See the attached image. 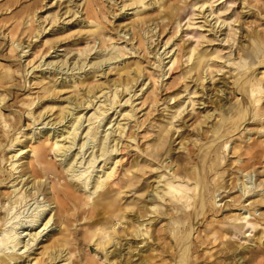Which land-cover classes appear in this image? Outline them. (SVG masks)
<instances>
[{"label": "bare ground", "instance_id": "6f19581e", "mask_svg": "<svg viewBox=\"0 0 264 264\" xmlns=\"http://www.w3.org/2000/svg\"><path fill=\"white\" fill-rule=\"evenodd\" d=\"M73 1H65L68 6L64 7V12L59 15L53 13L47 19L51 23L50 31H48L51 32L54 26L60 28L56 23L61 16L70 14V17H75L80 14L79 17H83L81 23L85 24L82 32L87 38H92V42L96 39L99 40L100 47L98 46V50H108L114 44V40L112 39L109 44L103 41L104 31H108L104 20H108L111 14L106 10L107 6L105 9L99 0H78L76 4ZM111 1H113L111 4L118 6V11H123L120 17L128 16L127 11L129 10L133 11L131 13L132 21L124 26L128 27L127 30L123 31L124 27H122L113 28V31H116L119 37L120 33H122V37H125L128 35L127 32L131 30L132 34L128 41L133 42L135 40L136 49L145 46L144 38L139 30L136 31L137 27L157 20L167 19L168 22L175 20V0H120L118 4L116 0ZM254 1L258 2L257 0ZM241 2L243 9H250L255 6L251 0H241ZM204 5L205 3L200 7ZM262 6L264 8V1H262ZM152 7H155V12L148 11ZM37 9L34 6L33 9L30 8L31 11L20 10L18 13H13L9 18L15 20V23L13 26L10 25L5 30H8L7 33L3 35L8 39L9 52L16 53L17 57L19 53H25V48L30 47L29 44L24 47L25 42L23 43L19 37L30 31L32 24L37 21L34 20ZM258 12L264 18V12L260 9ZM21 15L24 16L20 17ZM111 15L114 18L117 14L112 13ZM7 23L5 21V24ZM46 27L42 23L39 24L37 34L34 36L31 34L27 36V39H30L31 42L33 37L37 38L42 35L46 31ZM19 28L21 32L18 33ZM263 35L264 31L245 32L247 41L245 45H239L238 52L240 55L231 61L226 60L228 65L235 67L233 71H236V76L233 77V87L234 92L241 96V100L236 98L232 102H228L227 106L224 105V108L222 105H215L213 113L218 111L217 120L206 131L207 134L210 133L208 141L199 147V153L193 155L189 152L185 158H182V161L169 154L171 151L172 120L176 118V114L180 115L181 105L173 107L176 110L172 115L166 117L168 122L158 128L151 140L152 142L147 145L149 155L143 152L144 157L150 158L151 161H157L163 155L165 159L161 160V164L170 159L169 162L161 165L162 168L168 170L167 176L160 174L159 180L155 183L156 186L150 190V198L147 199L145 196L147 190H143L134 199L130 208L118 204L109 193L115 184L117 165L121 162V159H118L116 155L121 151L118 148L121 138L124 137L130 143L138 144L136 135L133 133L128 135L124 132L126 124L121 123V121L130 122L134 119L137 121L138 129L142 126L135 114L137 109L132 106L133 97L137 96L133 88L136 87L139 79L144 77L140 63L135 62L132 69L128 64L117 67L114 74L117 79L109 80L107 77L103 84H93L94 78L108 75L102 70L98 71L99 66L90 67L92 72L88 73L91 75L89 78H74V81H70L68 86H65L64 83L57 88L51 82L44 83L42 78L36 79L41 94L29 92L30 80L25 81L24 87L23 85L18 87L11 84L14 81L16 71H11L6 66L1 67L0 264H11L23 256L25 258L31 257L27 264H78L75 256L76 251L72 247L75 242L74 237H72L74 225L71 224L81 221L85 223L82 227L86 228L88 252L89 243H92L91 245L96 247L97 253L94 256L102 255L104 264H165L167 259V264H203V260L199 256L200 252L205 250L209 243L217 241L218 238L221 239L225 230L226 232L231 231L233 236L242 231L244 234L254 233L252 242L255 241L258 247H263L264 226L258 229L261 226L260 220L254 218L251 220L250 211L256 206L264 204L263 195H260L264 189V181H260L258 185L260 189L255 193V196L260 198L249 202L248 209L245 203L252 199L249 195L251 190L244 185L242 179L250 175L251 171L255 176L261 177L262 175L254 167L262 163L261 158L264 156V133L261 131L264 124L259 126V131L263 134L260 136V139L263 137L260 142L247 143V135H241L242 130L239 131L240 127L248 120L260 122L264 118L263 72H260V77L255 74L258 70L257 67L264 66ZM231 41L234 44L235 41ZM169 42H166L164 46L168 45ZM56 43L57 40L44 41L43 55L54 49ZM18 48H20L19 53H17ZM168 54L169 52L165 53V56ZM212 57L217 60L223 59L217 53L211 54L192 48L187 56V62H190V65L187 66V74L194 73L199 81L207 79L209 74L203 75V70L206 67L207 69L210 68L207 66V62ZM164 59H169L166 65L171 64L173 66L178 62V57L174 54ZM72 71L74 70L72 69ZM220 71L219 69L218 72ZM24 72L25 77L30 73L26 69ZM21 88L23 90L29 88L25 96L27 99L22 102L25 107L24 111H16L17 115L10 111L8 115H4L2 111L9 107L6 103V97L11 95L9 91ZM149 89L150 87L147 86L144 91L146 97L142 95L145 103L150 100L152 102L151 95L154 93L153 90L148 92ZM66 92H76V94L59 101V95ZM194 94L192 93V95ZM125 96L128 97L125 99ZM193 102L192 100V105ZM124 105L126 107L120 109L114 119V124L109 128L111 131L98 137L100 126L105 119L106 124L107 121H109V125L112 123L109 120V111H117V108ZM85 110L86 113H83ZM210 116L212 115L206 116L205 119ZM51 117L53 118L46 121ZM119 117H121L120 120H118ZM22 119L30 122L25 128L33 125V133L30 134L29 130L25 131L20 126ZM84 123L87 125L84 126ZM38 126H49L45 130H52V135L48 132H41L43 128L37 129ZM52 126L54 127L51 129ZM57 126L63 129L58 131L59 127L57 128ZM9 130L14 131L11 137L7 136L6 139H3ZM80 141L82 143L79 144ZM230 141L232 144L229 149ZM86 146L89 147L87 150H91L87 157L89 160H86L84 164L78 163L79 166H83L77 169L75 167L77 165L76 158L79 154L86 153L87 150L83 152ZM74 147H78L76 149L78 152L75 155H68ZM225 152L232 156L228 163H225ZM50 153L63 158V162H66L65 167H63L64 171H59L55 164L49 165L47 163L46 159ZM243 159H246V163L237 165L244 163ZM137 161L132 169L140 170L141 163ZM145 166L154 169L153 164L146 163ZM66 177L70 179L63 182L64 184L58 183L65 180ZM226 178L229 179L225 180ZM48 179L51 180L47 183ZM229 180H234V184L230 182L232 186H229ZM159 184L161 187L158 186ZM233 190H236V193L239 192L236 197L230 199L233 210H236L237 214L219 218L216 212H221L225 203L218 207L215 202V195L218 194L217 196L222 197L219 200L221 202L230 198ZM40 197L42 199L39 201ZM244 197H246L245 200ZM30 202L33 203L28 207V210L34 204L35 207L27 217L28 220L21 221L20 215L22 213L18 212ZM225 208L229 209L230 207L226 205ZM244 209L247 210L242 212ZM209 212L212 214L210 219H208ZM99 214L101 217L96 219ZM77 217H80V220H77ZM181 217L188 221L183 230V226L179 223ZM163 218L167 219L165 224H162ZM157 221L161 223L159 228H155ZM205 223L206 225L202 226ZM37 224H39L38 227H36ZM19 230L21 231L19 232ZM128 236L132 237L133 244L128 247L127 253L123 254L120 244ZM25 237H29V239L26 241L24 240ZM194 240L198 247L193 243ZM39 245L41 251L35 255V251L32 250ZM111 248L113 249L110 250ZM242 249H248V247L243 246ZM30 251L32 253H29ZM193 253H195L194 256ZM261 253L264 254V248ZM236 257V262L243 264L239 255ZM79 262L82 261L79 260Z\"/></svg>", "mask_w": 264, "mask_h": 264}, {"label": "rangeland", "instance_id": "374dc122", "mask_svg": "<svg viewBox=\"0 0 264 264\" xmlns=\"http://www.w3.org/2000/svg\"><path fill=\"white\" fill-rule=\"evenodd\" d=\"M65 1L67 0H0V68L6 66L9 67L11 71H16L14 73V81L11 84L18 87L23 85L24 87L25 81L30 80L29 92L31 94H41V90L39 89L37 84L38 81L36 79L42 78L44 83L51 82V84H54L57 88L61 87L64 83L66 84L65 86H68V83H70V81L73 82L74 78H89L91 75H88V73L90 74L92 72L90 67L99 66L98 71L102 70V72L108 75H106V77L103 75L94 78L93 84H103L107 77L109 80L117 79V77L114 76L117 67H120L123 64H128L132 69L135 62L140 63L143 68L144 77L139 79L138 84L133 88V91H135L137 96L133 97L134 103L132 106H135L137 109L135 110V114L138 118V122L141 123L142 126L138 129L137 121L134 119L130 120V122L125 120L121 121V123L126 124L124 132L128 133V135L130 133L136 135V142L138 144L136 145L135 143H130L128 139H124V137L121 138L118 144V148H120L121 151L116 154L118 159H121V162L117 165L118 169L115 175V184L109 193V195L115 199L118 204L130 208L134 199L143 190H147L145 196L149 199L151 188H154L156 186L155 183L159 180L158 176L160 174L166 175L168 173V170L162 168L161 165L169 162L170 159L165 160L164 163L161 164V160L165 159L163 155L157 161H151L150 158L146 159V157H144L145 155L143 152L146 153V155H149L147 145L152 142L151 140L155 136L158 128L168 122L166 117L173 114L176 110L173 108L175 105H181V107L179 109L180 115L176 114V118L172 120L173 127L171 129L172 135L170 137L171 151L169 154L172 157H176L179 161H182V158H185L189 152L193 155L199 153V147L208 141L210 133L207 134L206 131L209 129L211 124L215 123L217 120L216 114L218 111L213 113L215 105H222L224 108V105L227 106L228 102H232L236 98L239 101L241 100V96L234 92L233 87V77L236 76V71H233L235 67L228 65L226 60L229 59L231 61L240 55V52H238L239 45H245L247 41L245 38V32L264 31V18H262L258 12L259 9L264 12V8L262 6V1L264 0H257L258 2L251 0L255 6L250 9H243L241 0H175L174 5L176 8V16L174 22H168L167 19L157 20L153 23H147L146 25L137 27L136 31L139 30L145 41V46L139 49H136L137 46L134 45L135 40L133 42L128 41V38H130L132 34L131 30L127 32L128 35L125 37H122V33H120L119 37L116 34V31H113V28H122L128 25L133 19L131 17V13L133 11L129 10L127 11L128 16L120 17V15L123 14V11H118V6L111 4L113 1L99 0V3H101L105 9L107 6L106 10H108V12L111 14H117L114 18H112V15L110 14L108 20H104L108 31H104L105 34L103 36V41L109 44L112 39L114 40V44H112L106 51L98 50V46L100 47L98 39L92 42V38H87L85 33L82 32L85 28V24L81 23L83 17H79L80 14L75 17H70V14L61 16L59 21L56 23L60 28L54 26L53 30L49 32L51 23L50 21H47V19H49L53 13H55V15L56 13L58 15L62 14L65 10L64 7L67 5ZM73 2L76 4L78 0ZM119 2L120 0H116L117 4ZM203 3H205V5L200 7ZM34 6L38 8L34 18V20L37 21L32 24L30 31H27L24 35H20L19 37L23 43L25 42L23 44L24 47H26L27 44H29L30 47L25 48V53L22 54L19 53L20 48H18L19 50L17 49V53L19 54L17 57L16 53L9 52V42L7 37L3 34H6L8 30H5L10 25L13 26L15 23V20L9 19L13 13H18L20 10L31 11L30 8L33 9ZM8 7L10 8L8 9ZM154 8L155 7H152L148 11L155 12L156 9ZM23 16L24 15H21L20 17ZM5 21L8 23L5 24ZM41 23L43 26H47L46 31L37 38L33 37L30 42V39L28 40L27 36L31 34L34 36V34H37V29ZM127 28L128 27H124L123 31H126ZM19 31L21 32L20 28L17 32L19 33ZM46 40H57V43L55 44L54 49L50 50L46 55H43L45 49L43 43ZM231 40L235 41L234 44ZM166 42H169V44L164 46ZM192 48H197L198 50L206 51L211 54L217 53L223 58L222 60H217L212 57L207 62V66L210 68L207 69L206 67L203 70V75H209L207 76V79H203L204 81L197 80L194 73L189 75L187 74V66L190 65V62H187V56ZM167 52H169V54L165 56V53ZM172 54L178 57V62L173 66H171V64L166 65L169 59L164 58L171 56ZM41 55L42 57H40ZM109 57L115 58L110 61ZM24 69L30 72L27 77H25L26 74ZM72 69L74 71H72ZM219 69L221 70L220 72H218ZM257 69L258 70L255 74L260 77V72H263L264 78V66L260 65ZM147 86L150 87L148 92L153 90L154 95H151L152 102H150L151 100L148 98L150 101L145 103L143 102L144 99H142V95L146 97L144 91L147 89ZM29 88H25V90L21 88L19 90L14 89V91H9L11 92V95L6 97V103L9 107L8 109L3 110L2 113L4 115H8V113L12 111V113L15 112L14 114L17 115L16 111L23 112L25 107L22 102L27 99L25 96ZM140 89H142L143 93ZM65 90L68 91V89ZM192 93L195 94L192 95ZM75 94L76 92L62 93L59 95L58 100L62 101L64 99H68L71 95L74 96ZM127 97L125 96V99ZM192 100L194 101L193 105ZM101 101H103V99H101ZM262 103L264 108V100ZM125 107L126 105L121 108H117V111H109L108 116H110L109 120L112 123L109 125V121H107L106 124L105 119L100 126L98 137L111 131L109 128H111L114 124V119L117 117L118 112L120 109ZM83 113H86V110ZM208 115L212 116L205 119ZM52 118L53 117L47 119L46 121ZM120 119L121 117H119L118 120ZM20 124L25 131L29 130L30 134L33 133V125L25 128V126L30 124V122L22 119ZM262 124H264V118H262V121L260 122L248 120L240 127L239 131L242 130L241 135H247V143L254 141L260 142L263 140V137L260 139V136L263 134L259 131V126ZM85 125L87 124L84 123V126ZM53 127L54 126H52L51 129ZM58 127V131L63 129L60 126H57V128ZM36 128H43L41 132L43 131L44 133L48 132V134L50 133L51 135L53 133L52 130V132L50 130H45L48 129L49 126H38ZM263 129L261 131L264 133ZM13 132L14 131L9 130V133L5 134L3 139H6L7 136L11 137ZM83 137L84 136L82 135V138ZM80 143H82V141H80L79 144ZM231 144L232 142L230 141L228 144L229 149ZM87 147L88 146L85 147L83 152L89 148ZM77 148L78 147H74L68 155H75L78 152V150H76ZM90 153L91 150H87L86 153H83L85 154L84 156H82L83 154H79L77 156V165L75 166L77 169L78 167L80 169V167L83 166H79L78 163L82 162L81 164H84L86 160H89L87 157ZM224 158L225 163H228V160H231L232 156L231 154H228V152H225ZM46 160L49 165L55 164L58 166L59 171H64L63 167H65L64 165H66V162H63V158L56 157L55 154L53 155V153H50ZM136 161L141 163L140 170L132 169V166L136 163ZM144 162L153 164L154 169L145 166L146 163ZM243 162L244 163L237 165L245 164L246 159H243ZM261 162L262 163L260 165H256L254 167L257 172H261V177L255 176V174L251 171L250 175H247L242 179L244 185L251 190L249 195H251L250 198L252 199L245 203V205L248 206L246 207L248 209L249 202L260 198L256 197L255 193L260 189V186H258L260 181H264V156H262ZM76 168L74 169L77 170ZM67 179L69 180L70 178L66 177L65 180H61L58 183L64 184L63 182L68 181ZM228 179L226 178L225 180ZM50 180L51 179H48L47 183L50 182ZM230 182H233L234 184V180H229V186H232ZM158 186L161 187V184ZM261 187L263 186L261 185ZM262 191L263 192H260V195H263L264 198V189ZM238 193L239 192L236 193V190H233L230 198L222 200L221 202H219V200H221L222 197L217 196L218 194L215 195V202L218 207L225 203V206L229 205V209L232 210L230 211L224 206L221 212H216L219 218L226 215L237 214V211L233 210L234 208L230 199L236 197ZM40 199H42V197L39 198V201ZM245 199L246 197H244V200ZM32 203L33 202H30L25 208L19 210L18 213H22L20 215L21 221L28 220L27 217L31 213V210L35 207L34 204L28 210V207ZM52 207H54V205H52ZM216 209L218 208L216 207ZM246 210L247 209H244L242 212ZM250 213L251 220L253 218L260 220L261 226L258 229L263 228L264 204L256 206L250 211ZM261 214L263 218L262 220ZM211 215L212 214L209 212L208 219L211 218ZM99 217H101V214H99L96 219ZM163 219L164 221L162 224H165L167 219ZM77 220H80V217H77ZM187 222V219L184 217L179 219V223L183 226L182 230L185 226H187ZM39 224H37L36 227H38ZM84 224L85 223L83 221L71 224L74 225L72 237H74L75 245L72 247L76 251L75 256L78 260L77 262L78 264H104V258L102 255L98 254L97 256H94L97 253L96 247L91 245L92 243H89L90 249L88 252L86 248V245L88 244V240L86 239V228L82 227ZM205 225L206 223L202 226ZM159 226H161V223L160 221H157L155 228H159ZM20 231L21 230H19V232ZM224 233L225 234L221 239L218 238L217 241L209 243L208 246H206V249L200 252L199 256L202 258L203 264H238L236 262V255H239L243 264H264V254L261 253L264 246L258 247L255 241L252 242L254 233L244 234L242 231L236 236H233L231 231L226 232L225 230ZM28 239L29 237L24 238L26 241ZM262 240L264 241V237ZM193 243L196 244V241L194 240ZM132 244L133 239L130 236L121 241L120 246L121 250H123V254L127 253L128 247L132 246ZM243 246H247L248 249L243 250ZM37 247H34V250H32L35 251V255H38L41 251L40 245ZM196 247H198V244H196ZM112 249L113 248L110 250ZM32 251L29 253H32ZM194 254L195 253H193V256ZM30 259L31 257L25 258V256H23L22 258L11 262V264H27ZM79 260L82 262H79ZM167 263L168 259L165 264Z\"/></svg>", "mask_w": 264, "mask_h": 264}]
</instances>
